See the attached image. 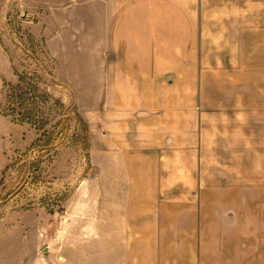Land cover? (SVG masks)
<instances>
[{
  "label": "crops",
  "instance_id": "1",
  "mask_svg": "<svg viewBox=\"0 0 264 264\" xmlns=\"http://www.w3.org/2000/svg\"><path fill=\"white\" fill-rule=\"evenodd\" d=\"M38 1L96 7L97 235L82 263L264 264V0ZM73 21L51 22L54 45Z\"/></svg>",
  "mask_w": 264,
  "mask_h": 264
},
{
  "label": "rangeland",
  "instance_id": "2",
  "mask_svg": "<svg viewBox=\"0 0 264 264\" xmlns=\"http://www.w3.org/2000/svg\"><path fill=\"white\" fill-rule=\"evenodd\" d=\"M47 4L0 0V259L83 264L97 235V103L83 85H96L97 14L80 1ZM67 19L73 34L54 45Z\"/></svg>",
  "mask_w": 264,
  "mask_h": 264
},
{
  "label": "trees",
  "instance_id": "3",
  "mask_svg": "<svg viewBox=\"0 0 264 264\" xmlns=\"http://www.w3.org/2000/svg\"><path fill=\"white\" fill-rule=\"evenodd\" d=\"M26 95H28L26 92L23 93L22 95L20 94V95H19V99L23 100V98H24ZM36 120H37V119H36ZM36 122H37V121H36Z\"/></svg>",
  "mask_w": 264,
  "mask_h": 264
}]
</instances>
